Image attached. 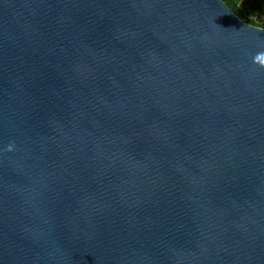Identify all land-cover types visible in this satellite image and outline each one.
<instances>
[{
    "label": "water",
    "instance_id": "95a60500",
    "mask_svg": "<svg viewBox=\"0 0 264 264\" xmlns=\"http://www.w3.org/2000/svg\"><path fill=\"white\" fill-rule=\"evenodd\" d=\"M0 264H264V27L0 0Z\"/></svg>",
    "mask_w": 264,
    "mask_h": 264
},
{
    "label": "trees",
    "instance_id": "16d2710c",
    "mask_svg": "<svg viewBox=\"0 0 264 264\" xmlns=\"http://www.w3.org/2000/svg\"><path fill=\"white\" fill-rule=\"evenodd\" d=\"M244 21L264 27V0H224Z\"/></svg>",
    "mask_w": 264,
    "mask_h": 264
}]
</instances>
